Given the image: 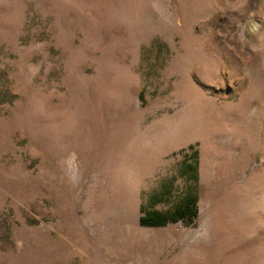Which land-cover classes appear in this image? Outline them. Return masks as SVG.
Segmentation results:
<instances>
[{"label":"rangeland","instance_id":"1","mask_svg":"<svg viewBox=\"0 0 264 264\" xmlns=\"http://www.w3.org/2000/svg\"><path fill=\"white\" fill-rule=\"evenodd\" d=\"M0 264H264V0H0Z\"/></svg>","mask_w":264,"mask_h":264},{"label":"trees","instance_id":"2","mask_svg":"<svg viewBox=\"0 0 264 264\" xmlns=\"http://www.w3.org/2000/svg\"><path fill=\"white\" fill-rule=\"evenodd\" d=\"M158 216V215H157ZM152 218H150V217H144L143 219H142V221L144 222V223H147V224H151V225H159V224H161V222L160 221H153V220H151ZM167 221V219H166V217H164V218H162V222H166ZM160 222V223H159Z\"/></svg>","mask_w":264,"mask_h":264}]
</instances>
